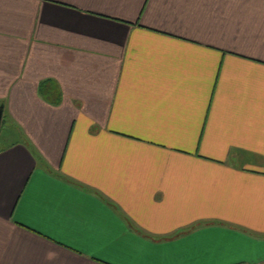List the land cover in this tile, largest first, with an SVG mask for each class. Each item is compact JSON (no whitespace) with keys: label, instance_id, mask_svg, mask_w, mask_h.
Masks as SVG:
<instances>
[{"label":"crops","instance_id":"1","mask_svg":"<svg viewBox=\"0 0 264 264\" xmlns=\"http://www.w3.org/2000/svg\"><path fill=\"white\" fill-rule=\"evenodd\" d=\"M0 105V264H264V0H0Z\"/></svg>","mask_w":264,"mask_h":264},{"label":"trees","instance_id":"2","mask_svg":"<svg viewBox=\"0 0 264 264\" xmlns=\"http://www.w3.org/2000/svg\"><path fill=\"white\" fill-rule=\"evenodd\" d=\"M39 91L45 99H53L56 96L58 90L51 84L50 80L40 83Z\"/></svg>","mask_w":264,"mask_h":264},{"label":"rangeland","instance_id":"3","mask_svg":"<svg viewBox=\"0 0 264 264\" xmlns=\"http://www.w3.org/2000/svg\"><path fill=\"white\" fill-rule=\"evenodd\" d=\"M16 129L14 128V126H10L8 127L7 125H5V123L2 124L1 128H0V137L3 139L4 136L7 137V139L4 140H12L15 136H16Z\"/></svg>","mask_w":264,"mask_h":264},{"label":"water","instance_id":"4","mask_svg":"<svg viewBox=\"0 0 264 264\" xmlns=\"http://www.w3.org/2000/svg\"><path fill=\"white\" fill-rule=\"evenodd\" d=\"M3 112H4V106L0 105V127L3 120Z\"/></svg>","mask_w":264,"mask_h":264}]
</instances>
